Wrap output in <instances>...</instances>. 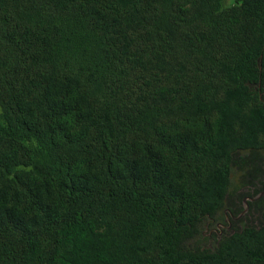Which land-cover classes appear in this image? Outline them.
<instances>
[{
  "label": "trees",
  "instance_id": "trees-1",
  "mask_svg": "<svg viewBox=\"0 0 264 264\" xmlns=\"http://www.w3.org/2000/svg\"><path fill=\"white\" fill-rule=\"evenodd\" d=\"M258 183L264 0H0V264H264Z\"/></svg>",
  "mask_w": 264,
  "mask_h": 264
},
{
  "label": "flooded vegetation",
  "instance_id": "flooded-vegetation-1",
  "mask_svg": "<svg viewBox=\"0 0 264 264\" xmlns=\"http://www.w3.org/2000/svg\"><path fill=\"white\" fill-rule=\"evenodd\" d=\"M258 188L257 191L255 189ZM264 190V186L262 184L258 183L257 186H246L242 189V192H244V195L241 199V202L239 203L238 199H235L234 202H236L237 207L241 206V209L238 213L234 214L232 213V210L228 212V214L225 215V219L222 222H216L215 225H210L206 227V234L209 243H212L216 240H218L221 235L225 232H234L236 227L241 228L242 226L248 224V223H255L257 224L260 219H262L264 215V208L262 206H259L257 204V201H259L263 196H260L257 199H249L255 197L258 193ZM247 202V209L245 213L240 216L239 218H235L240 212H242L245 209V202ZM251 203V204H249ZM228 219H227V217Z\"/></svg>",
  "mask_w": 264,
  "mask_h": 264
},
{
  "label": "water",
  "instance_id": "water-1",
  "mask_svg": "<svg viewBox=\"0 0 264 264\" xmlns=\"http://www.w3.org/2000/svg\"><path fill=\"white\" fill-rule=\"evenodd\" d=\"M264 194V190L263 191H261L260 193H258L255 197H253V198H249V199H257V198H259L260 196H262ZM245 202V201H244ZM245 209L242 211V212H240L235 218H239L240 216H242L244 213H245V211H246V209H247V202H245ZM227 217V216H226ZM227 219H228V217H227Z\"/></svg>",
  "mask_w": 264,
  "mask_h": 264
},
{
  "label": "rangeland",
  "instance_id": "rangeland-1",
  "mask_svg": "<svg viewBox=\"0 0 264 264\" xmlns=\"http://www.w3.org/2000/svg\"><path fill=\"white\" fill-rule=\"evenodd\" d=\"M262 219H264V218H262Z\"/></svg>",
  "mask_w": 264,
  "mask_h": 264
}]
</instances>
